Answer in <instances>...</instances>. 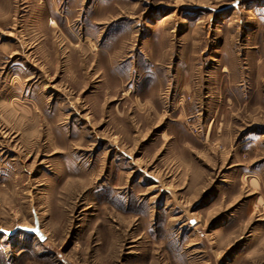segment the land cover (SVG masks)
<instances>
[{"label": "rangeland", "instance_id": "1", "mask_svg": "<svg viewBox=\"0 0 264 264\" xmlns=\"http://www.w3.org/2000/svg\"><path fill=\"white\" fill-rule=\"evenodd\" d=\"M0 264H264V0H0Z\"/></svg>", "mask_w": 264, "mask_h": 264}, {"label": "water", "instance_id": "2", "mask_svg": "<svg viewBox=\"0 0 264 264\" xmlns=\"http://www.w3.org/2000/svg\"><path fill=\"white\" fill-rule=\"evenodd\" d=\"M237 5H238V2L235 1V2L232 3L231 5L226 6V7L222 8V9H220V10H214V12H221V11H224V10H227V9H230V8H235V7H237ZM36 224H37V223H35V228H34V229H32V230L29 229V230H31V232L37 234V236H38L39 238H42V235L39 233V230H38Z\"/></svg>", "mask_w": 264, "mask_h": 264}]
</instances>
